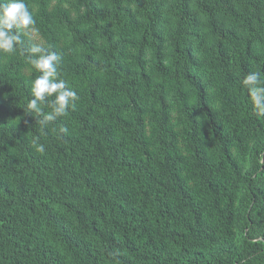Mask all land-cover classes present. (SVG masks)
Wrapping results in <instances>:
<instances>
[{"label": "trees", "instance_id": "1", "mask_svg": "<svg viewBox=\"0 0 264 264\" xmlns=\"http://www.w3.org/2000/svg\"><path fill=\"white\" fill-rule=\"evenodd\" d=\"M24 2L79 99L0 53V264H264V0Z\"/></svg>", "mask_w": 264, "mask_h": 264}, {"label": "clouds", "instance_id": "2", "mask_svg": "<svg viewBox=\"0 0 264 264\" xmlns=\"http://www.w3.org/2000/svg\"><path fill=\"white\" fill-rule=\"evenodd\" d=\"M35 25L36 20L24 0H0V53L12 55L19 51L40 73L31 83L32 98L27 103V112L34 114L36 123L43 128L68 115L79 97L65 80L60 79L61 54L39 43L26 45L25 37L32 41V34L38 31ZM242 84L249 93L256 115L264 117V80L260 73L249 72ZM38 150L43 152L44 146L38 145Z\"/></svg>", "mask_w": 264, "mask_h": 264}]
</instances>
